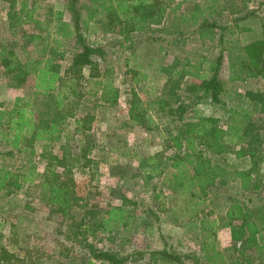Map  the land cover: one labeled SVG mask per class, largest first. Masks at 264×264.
<instances>
[{"label": "rangeland", "instance_id": "374dc122", "mask_svg": "<svg viewBox=\"0 0 264 264\" xmlns=\"http://www.w3.org/2000/svg\"><path fill=\"white\" fill-rule=\"evenodd\" d=\"M22 1L27 3L26 10H33V18L42 22L39 25L34 21L10 25L7 16L9 4L7 1H0V43L14 49L24 59L21 52L23 44H28L29 55L36 53L35 44L27 43L24 34L39 32L38 26L45 25V19L50 17L52 11L62 9L64 0H16L13 9L23 14L26 10L21 8ZM232 2L236 6L233 13L227 10L217 17L215 9L206 10L212 12L209 19H215L218 23H225L230 17L236 18L245 12L250 13V16L231 25L229 31L224 32L221 75L226 80L229 73L233 72L229 67L235 62L236 54H244L237 48L230 50L228 45L237 41L235 46H244L253 35L261 34L264 23V2L252 0L246 8L242 6V0ZM195 3L204 7L210 2L188 0L176 15L189 12ZM172 16L170 14L161 25H151L153 31L132 33V38L135 39L133 44L118 32L103 36L99 30H91L90 40L107 52V60L99 63L100 77H103L102 73L107 68L111 69L113 84L119 89L118 98L113 105L94 107L95 100L85 95L78 101V107L74 108V115L66 119L61 141L49 142L50 146L45 150L39 142L34 143L36 170L40 175L25 183L17 192L0 196V247L11 254L10 260L4 264H83L82 242H79V238L73 239L74 223H71L69 216L61 215L56 206L46 202L47 187H43L41 183L48 154L65 156V167L56 165L54 169L62 174V179L71 184L79 198L70 208V214L74 215L73 219L76 221L85 216L90 223L97 222L96 232L88 238L97 245L122 251H130L135 247L144 250L160 249L164 246L174 251H197V264H233L234 261L236 264H264V248L252 247L246 249L243 256L238 254L243 240L230 235L227 225L230 221L225 217V210L233 198L244 201V198L252 197L247 206L249 209L258 206L255 219L261 221L262 225L258 240L264 245V141L261 145L263 152L258 163L259 169L254 173L255 177L263 179L260 191L240 193L238 179L232 180L228 176L221 184V177H217L207 195H202L195 186L193 191H197V194L191 198L190 192L179 189L178 185L171 187L167 182V177H171V173L175 171L169 166V157L182 156L186 149L184 140H170V133H175L173 127L170 133L165 131L166 125L171 126L172 123L169 122L167 107L159 104L163 96V99L169 100L164 83L173 69H181V64L187 68L192 65L191 69L195 70V67H201L200 61L204 60L201 72L206 69L207 61L213 60L220 50L217 36L214 40L201 39L191 32L190 26L175 25L178 21ZM68 17L65 12L64 18L68 20ZM163 27L166 31H159ZM178 27L185 34L181 36V40H172L173 34L171 36L169 33ZM45 31L49 40L46 41L50 44L53 36L51 26ZM215 32L219 34V29L216 28ZM155 36L164 38L152 41L151 38ZM146 37L150 38L146 40ZM142 47L144 48L141 49ZM133 49L135 54L131 55ZM151 59L152 66L147 67L145 64ZM69 60V53L63 60H55L60 64L61 73ZM238 64L239 61L235 64L237 70ZM247 68L251 69V66ZM237 70L235 75L242 76L246 68L240 66V71ZM83 72L85 75L89 73L87 68ZM190 79L184 76L181 80V96L193 97L194 93L190 91L193 89L186 85L190 83ZM11 83L14 82L9 81L0 68V108L11 107L16 97L30 98L36 114L40 117L52 115L55 92L33 95L30 79L21 85ZM92 83L89 81L87 84L91 86ZM227 84L233 87L226 95L221 96V101L228 108L241 104L250 110L252 119L261 125L260 133L264 137V115L260 113V105L244 96L247 89L264 91V75L250 77L246 81L231 80ZM185 87L188 90H183ZM133 103L136 104V109L145 111L141 121L150 130L131 117L129 109ZM196 108L201 114L215 115L219 118L221 129L226 128L230 117L228 109L218 104L210 105L203 100L196 103ZM233 140L229 148L224 146L223 153L215 154L206 147L202 156L210 157L212 163L220 165L225 171L250 167L249 156L238 155L239 147H245L246 144L238 139ZM149 158H153L154 164L145 162ZM13 162L16 166L22 164L20 158H15ZM155 164L157 172L143 170L145 166L148 168ZM120 205L125 206L131 215L129 224L113 228L109 232H101L98 221L104 215V210ZM201 219L206 220L207 226L211 225L212 220H216L218 224V228L208 239V233L200 228ZM165 240L167 244L164 243ZM210 240L221 255L215 262L207 260L201 249L203 241ZM211 254L213 255L212 252ZM0 261L1 264L2 260ZM126 264L171 263L161 260L152 262L148 255H144Z\"/></svg>", "mask_w": 264, "mask_h": 264}, {"label": "trees", "instance_id": "16d2710c", "mask_svg": "<svg viewBox=\"0 0 264 264\" xmlns=\"http://www.w3.org/2000/svg\"><path fill=\"white\" fill-rule=\"evenodd\" d=\"M0 1H7L9 4L7 16L10 19V25L28 21L37 22L39 25L42 22L33 18L32 9L31 12L26 10V1L21 3V8L26 10L23 14L13 9L16 0ZM187 1L64 0L63 8L52 11L50 17L45 19V25L38 26L39 32L24 34L27 43L35 44V55H29L26 43L21 46L24 59L14 49L0 43V68L8 80L14 82L11 84L21 85L30 79L32 80L33 95L56 93L53 112L50 116L40 117L39 114H36L30 98L16 97L11 107L0 108V196L17 192L25 183L31 182L37 177L39 173H37V162L34 159L36 152L34 143L39 142L45 150L49 142L61 141V132L65 130L66 119L74 115V108L78 107V101L82 100L85 95L95 100L94 107L115 104L119 89L113 84L111 69L107 68L102 73L103 77H100L99 63L107 60V52L105 48L90 40L91 30L94 28L99 30L103 36L118 32L133 44L135 39L132 38L134 36L131 35L132 33L153 31L154 29H151L150 26L161 25L169 18L170 14L173 15L172 18L175 21H178L175 25L190 26L191 32L197 34L201 39L214 40L217 36L220 50L213 60L207 61L206 69L201 72L204 60L200 61L201 67H195V70L191 69L192 65L187 68L181 64V69L178 67V69H173L164 83L167 88L165 93L169 95V100L163 99V96L159 104L167 107L169 122L172 123L171 126L166 125L165 131L170 133L173 127L175 133L173 135L170 133V140H184L186 149L182 156L169 157L171 160L169 166L175 170L171 173V177H167L169 186L177 187L176 185H178L179 189L190 192L191 198L196 197L197 191H193L195 186L199 189L198 192L207 195L208 189L214 184V179L217 177H221V184L228 176L232 180L238 179L240 193L248 191L251 194L262 188L263 179L254 175L255 172H258V163L262 156L261 152H263L261 145L264 137L260 133L261 125L252 119V112L245 106L239 104L228 108L221 101V96L226 95L228 90L233 87V85L227 84L231 80L246 81L250 77L264 75V23L261 34L253 35L252 39L244 46H235L234 43L237 41L228 45L230 50L237 48L244 54H236V63L233 62L229 67L233 72L229 73L226 80L221 75L224 58V47L222 46L224 32H228L231 25L250 16V13L245 12L236 18L230 17L225 23H218L215 19H209L212 12L206 10L215 9V14L218 17L224 11L236 10V6L232 0H207L210 3L204 7L200 3H195L194 8L189 12L176 15ZM251 1L242 0V6L246 8ZM260 2H264V0H260ZM65 12L69 16L68 20L64 18ZM50 26L53 32L52 44L47 42L49 41L48 34H44ZM216 28L219 29V34L215 32ZM163 30L166 31L164 27L159 31ZM169 34L171 36L173 34L172 40H178V38L181 40V36L185 32L178 27ZM163 38L155 36L151 40L158 41ZM68 53L70 54L69 64L61 73L60 64L55 60H63ZM134 54L135 49L131 51V55ZM144 61L143 59V64ZM238 61L237 70L235 64ZM152 62L153 59L145 65L151 67ZM240 66L246 68L244 74L242 76L235 75L236 70L240 71ZM248 66H251V69H248ZM84 68L88 69V75L84 74ZM184 76L191 78L190 83L186 85L193 89L190 90L194 93L193 97L179 94V90L182 89L180 83ZM89 81L93 82L91 86L87 84ZM183 90L188 89L185 87ZM244 96L249 101L258 103L260 113L264 115L263 91L247 89ZM202 100L210 105H221L230 111L225 129H221L218 117L213 114H201L196 108V103ZM135 105L131 104L129 113L133 120L146 127V123L141 121L145 116V111L136 109ZM146 128L150 130L148 126ZM230 138L241 140L246 144L245 147H239L238 155H248L250 167L231 172L225 171L220 165L212 163L210 157L202 156L206 147L215 154L223 153L224 146L229 148L228 146L234 141ZM47 156L49 157L42 173L43 181L41 183L43 187H47L46 202L56 206L61 215L69 216L71 223H74L73 239L79 238V242H82L83 264H126L144 255H148L152 262L161 260L171 264H197L199 260L197 251H174L166 246L160 249L145 250L135 247L130 251H122L104 248L89 240L88 238L96 232L97 222L90 223L85 219V216L78 221L73 219L74 215L70 214V208L79 198L71 188V184L62 179V174L54 169L56 165L65 167V156L58 157L53 154ZM15 158L21 159V166L14 164ZM145 162L154 164L153 158L146 159ZM143 170L154 173L158 169L155 164L148 168L145 166ZM249 201H252V197L244 198V201L233 198L225 210V217L230 221L227 223L230 235L243 240L242 249L238 250L240 256H243L246 249L264 248L263 243L258 240L262 229L261 221L255 219V217L257 218L255 212L259 209L258 206L249 209L247 206ZM151 212L153 213V211ZM103 214L101 220L98 221L102 229L101 232H109L113 228L127 226L131 218L128 209L123 205L110 207L104 210ZM200 228L208 233L206 238L208 239L216 231L218 224L216 220H212L211 225L207 226L206 220L201 219ZM164 243L167 244V241L165 240ZM201 249L207 260L215 262L217 258H221L211 240L203 241ZM10 258L11 254L0 247L1 264L9 261ZM236 263L234 261L233 264Z\"/></svg>", "mask_w": 264, "mask_h": 264}, {"label": "crops", "instance_id": "0c3cea01", "mask_svg": "<svg viewBox=\"0 0 264 264\" xmlns=\"http://www.w3.org/2000/svg\"><path fill=\"white\" fill-rule=\"evenodd\" d=\"M261 76V75H260ZM260 91H263V90H260ZM264 92V91H263ZM263 140H264V138H263ZM239 185H240V183H238ZM238 185V186H239ZM259 191H260V189H259ZM243 193H248V191H246V192H243ZM264 197V196H263Z\"/></svg>", "mask_w": 264, "mask_h": 264}]
</instances>
